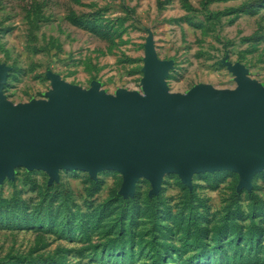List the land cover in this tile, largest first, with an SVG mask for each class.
<instances>
[{
    "label": "rangeland",
    "instance_id": "374dc122",
    "mask_svg": "<svg viewBox=\"0 0 264 264\" xmlns=\"http://www.w3.org/2000/svg\"><path fill=\"white\" fill-rule=\"evenodd\" d=\"M171 96L264 88V0H0L1 95L147 98L150 54ZM104 168L0 173V264H264V167L164 172L155 187Z\"/></svg>",
    "mask_w": 264,
    "mask_h": 264
},
{
    "label": "water",
    "instance_id": "95a60500",
    "mask_svg": "<svg viewBox=\"0 0 264 264\" xmlns=\"http://www.w3.org/2000/svg\"><path fill=\"white\" fill-rule=\"evenodd\" d=\"M147 65V98L84 94L57 78L47 101L14 107L0 91V173L14 166L52 177L60 168L117 169L130 190L138 176L158 187L164 172L188 182L192 172L227 169L248 184L264 167V88L241 68L240 91L171 96L152 53Z\"/></svg>",
    "mask_w": 264,
    "mask_h": 264
}]
</instances>
